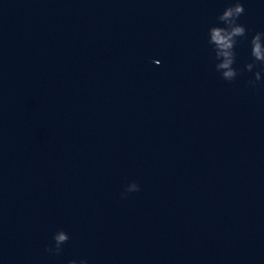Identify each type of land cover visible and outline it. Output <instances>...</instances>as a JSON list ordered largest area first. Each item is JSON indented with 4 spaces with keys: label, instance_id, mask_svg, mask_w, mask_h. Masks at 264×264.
Masks as SVG:
<instances>
[{
    "label": "clouds",
    "instance_id": "1",
    "mask_svg": "<svg viewBox=\"0 0 264 264\" xmlns=\"http://www.w3.org/2000/svg\"><path fill=\"white\" fill-rule=\"evenodd\" d=\"M245 9L243 4L236 0V2L224 9L218 20L224 25L213 26L209 29V43L214 46V51L217 60H222L217 65L218 69H227L223 73L225 80L231 81L236 75L237 70L232 67L235 61L234 47L237 43L238 37L246 35L244 26L237 23V19L244 13ZM251 43V56L253 62L246 65L248 71L256 66V62L264 65V33L257 32L252 36ZM260 80V72L255 73V80L250 83L255 84ZM138 185L132 183L128 186V191H138ZM69 239L63 231H60L54 236L56 250L58 251L60 245Z\"/></svg>",
    "mask_w": 264,
    "mask_h": 264
}]
</instances>
